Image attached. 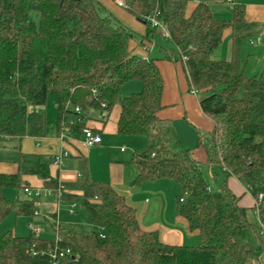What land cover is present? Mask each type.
<instances>
[{
  "label": "trees",
  "instance_id": "trees-1",
  "mask_svg": "<svg viewBox=\"0 0 264 264\" xmlns=\"http://www.w3.org/2000/svg\"><path fill=\"white\" fill-rule=\"evenodd\" d=\"M116 1V0H115ZM125 10L158 35L147 20L159 12L174 46L166 59L180 63L189 89L204 97L200 109L213 129L200 133L198 146L209 166L223 174L220 191L212 192L199 171V162L182 147L170 120L161 119L164 82L156 60L130 50L132 33L115 21L98 0H0V150L16 143L17 172L0 173V223L12 212L32 216L33 200L8 201L3 190L31 188L24 177L42 181V189L57 191L62 183L51 176L53 158L24 154L26 137L44 138L45 106L56 94L57 115L74 121L69 136L78 139L91 112L108 114L119 105L117 133L142 136L147 146L129 164L137 169L135 186L169 179L181 187L177 215L199 232L196 246H169L157 232L143 231L136 211L110 184L92 182L88 160L80 157L78 182L62 185L65 201L81 200L96 231L56 225V239L0 237V264H52L42 253L69 249L65 264H254L264 257V81L248 77L240 60L242 43L257 36L260 26L249 23L245 6L231 4L229 20L215 16L214 0H203L187 15L193 0H119ZM31 11L39 23L30 20ZM231 31V58L213 54ZM162 39V38H161ZM164 40V39H163ZM150 41V42H151ZM139 81L140 93L129 97L121 89ZM191 90V91H192ZM190 91V93H191ZM106 104V108H102ZM76 106L82 112L77 114ZM60 131L62 127L60 126ZM235 178L258 202L259 223L251 225L241 198L229 188ZM258 241L255 248L247 237ZM101 236H104L102 238ZM34 250L37 256H32Z\"/></svg>",
  "mask_w": 264,
  "mask_h": 264
},
{
  "label": "rangeland",
  "instance_id": "rangeland-1",
  "mask_svg": "<svg viewBox=\"0 0 264 264\" xmlns=\"http://www.w3.org/2000/svg\"><path fill=\"white\" fill-rule=\"evenodd\" d=\"M203 0H193L192 3L188 6H194L196 3H200ZM110 6H114V12L108 10L106 11L108 14L118 23L126 27L133 35L132 43L136 44L142 41V38L147 40L148 42L151 41L150 35L149 38H146V34L148 32V28L142 22H139L136 18L130 15L125 9H119L114 5L113 2L109 3ZM215 6H223L220 11V19L222 20H229L231 18V5L226 2V0H214ZM29 18L34 23H39V15L35 11H31ZM227 32L230 30H226ZM156 35H158L156 39L155 46L152 49V54L150 59L158 61V65L163 63V70H160L161 76L164 82V92H163V99L162 105L163 110L161 111V115L166 116L168 118H164L170 120L174 127L177 135L180 138L182 147L185 150H189L194 157L196 155H202L203 151L199 148L198 144V135L204 128L211 127L209 132L212 131V121L205 116L202 115L200 111L199 103L197 102L198 99H202L204 96L199 95L198 99L194 98L189 91L186 75L181 67V64L175 65L176 69L180 72L179 76V84L177 82L175 74L173 75L175 78V82L170 84V80L168 78L169 72L166 71V68L170 65H166V53L174 52V46L161 39L160 33L157 31ZM231 39V38H230ZM230 39L229 42L225 39V32L223 36V41L219 48L214 53V58L218 59L220 57L227 58L230 56ZM251 39L245 40L242 43L241 53H240V60L244 69V73L246 76L250 77H257L264 81V49H259L260 44L254 47L251 45ZM152 42V41H151ZM223 55V56H222ZM164 74V75H163ZM187 84V86H186ZM180 87L184 91L183 94H187L190 96L186 104H188L189 109L187 110V118L180 114V108L176 104L177 93L179 94ZM187 87V89H186ZM142 91V85L139 81L133 80L127 82L123 88L121 89V95L124 97H129L133 94L140 93ZM57 102L58 98L56 94H49L46 100V104L42 107L41 112L45 114L46 119V134L45 137L48 138H56L59 136L60 133V126L59 120L57 115ZM187 107V105H186ZM119 112V105L115 104L112 110L104 115H107V123L104 133H110L114 130V122ZM173 114H176L174 118L171 119ZM170 117V118H169ZM195 117L197 119V125L192 123L191 120ZM91 117H88V119ZM87 119V120H88ZM204 131L205 133H209ZM103 138H105V134ZM116 136V134H115ZM122 138H130L124 139L121 142L117 140L118 137L112 136V140L109 141V145H106V149L108 151L114 152L115 149H127L128 155L133 157V153H142L146 146L147 141L146 138L142 136H121ZM117 144H119L117 146ZM15 145L10 144L7 149L0 150V162H4L6 165L11 166L14 163H17L18 160V152L14 149ZM78 144L73 147H77ZM90 152V150H89ZM95 152V150H93ZM109 152H107L106 156L101 157L98 156L92 160L93 164H96L95 168H98V173L101 175H107L108 167L110 166L108 162ZM204 154V153H203ZM130 157V159H131ZM86 158L89 161V155H86ZM199 162V171L204 182L207 184L208 188L212 192H218L221 189L222 182H223V174L221 170L217 166H209L206 161L198 160ZM90 180L93 181L90 177ZM97 183V182H96ZM154 184V183H152ZM152 186V185H150ZM30 187V186H29ZM158 189H160L158 187ZM164 191L165 198L171 199L174 206L176 205L175 197L179 195L181 192L180 189L177 190L176 193H173V189L171 187L162 188L160 189ZM3 194L8 201H14L16 199L20 200H33L34 201V213L32 216H17L15 212L10 213L1 223H0V237L4 236L5 234L12 232L17 237H30L31 229L37 230L39 232V237L48 240H55L56 239V231L55 226L60 225L62 227L70 228L75 227L77 229L83 228L86 231H96L98 230L96 226H94L88 217L87 210L83 207L81 200L76 201H64L58 208L56 207V202L51 198H29L24 191L17 190L15 188H6L3 190ZM75 203L76 208L73 209L74 214L70 213L71 205ZM173 206V207H174ZM37 213V214H35ZM54 213V218H49V214ZM247 220L248 222L253 225L257 226L259 223L258 218V210L254 208H247ZM53 225V226H51ZM32 226V228L30 227ZM247 237L250 242L253 244L255 248H258V241L255 239L254 235L251 232H247ZM57 247V246H56ZM54 247V248H56ZM58 248V247H57ZM59 249V248H58ZM264 255V254H263ZM260 264H264V257L259 260Z\"/></svg>",
  "mask_w": 264,
  "mask_h": 264
},
{
  "label": "crops",
  "instance_id": "crops-1",
  "mask_svg": "<svg viewBox=\"0 0 264 264\" xmlns=\"http://www.w3.org/2000/svg\"><path fill=\"white\" fill-rule=\"evenodd\" d=\"M98 1L103 7L114 12V6L113 5L110 6L109 3L113 2L114 5H116L115 0H98ZM233 2H235L236 4L244 5L246 20L249 23H257L260 26L257 36L251 39L252 40L251 45L256 47L257 45L260 44L259 49H264V0H233ZM196 5L197 3L194 6H191L187 9V15H190L192 13ZM116 7L118 6L116 5ZM222 7L223 6H215L214 4L212 6V10L215 16H217L218 18H220L219 15L220 11L218 10L221 9ZM216 8H218V10ZM119 9H123V8H119ZM152 35H150V37ZM230 38H231V31L230 32L225 31V39L229 42ZM156 39L157 36L152 41L156 43ZM148 43L149 42L143 38L142 41L137 43V45L132 43L131 41L130 50L133 52V54H136L144 58L146 54L142 51V47L143 45ZM151 54L152 52L150 53V55H148V59L150 58ZM171 54L172 53H170L169 55ZM214 57L215 56L213 54V59L217 61L229 60L231 58V39H230V56L227 57L226 59L222 57L215 59ZM156 62L158 65V61ZM167 64L170 65L169 69L168 67L166 68V71L169 72L170 74L168 75L170 84H173V82H175V78L173 76L174 74L179 84L180 72L175 67V65L177 64L174 63L173 61H169L168 59H166V65ZM158 67L161 70H163V63H160ZM253 78H257V77H253ZM178 90H179V94L177 93L176 104L180 108L179 109L180 114L185 118H187V114H188L187 110L189 109V107L188 104H186V102L188 101V99H190L189 98L190 96H188L187 94H183L185 90L183 91L181 87L180 89L178 88ZM191 95L194 98L198 99L199 95L197 96H194L193 94ZM199 100L200 99L197 100L198 103ZM119 113L120 110L114 122V126H113L114 130L110 133H104L107 123V115L106 114L104 115V112L96 111V112H91L89 114V117L91 118L85 121V126L87 129H91L96 133L100 134L102 138V144L100 146L93 148H85L81 143L83 138V132L78 139L70 137L68 134V138L62 140L61 139L62 131H60L59 136L56 138L26 137L22 140L20 144V150L24 154L46 156V157H51L53 159L61 152L64 151L68 152L69 156L64 160L63 166L60 167L54 165L53 163L50 167L51 176L54 178H58L59 182H61L62 185H69L78 182V180L82 176L79 170L80 160H81L80 157H86V155L88 154L89 178L91 177V179L93 181H96L97 183L110 184V186L120 196H122L125 199L126 203L130 207L135 209L138 223L143 231L157 232L160 241L169 246L198 245L200 241L199 232L191 231L189 229L187 222L182 217L177 215V198L180 194L175 197L176 205L174 206V204L172 203V197L171 199L165 198L164 191L160 190L162 188H167L169 186L171 187V189H173V193H176L178 189L181 190V187L177 183L169 179L146 182L142 185L135 186L134 181L137 177V169L135 168V166L129 164L132 157L130 156L131 154L130 155L127 154L128 150L121 148V149H115L114 152L112 151L109 152L108 149H106V145H109V141L112 140V136L118 137L117 140H119V142L121 143L124 139H130V138H122L121 135L117 133L116 124ZM159 116L161 119L168 118L166 116L161 115V113L159 114ZM175 116L176 114H173L171 119L179 118V116L178 117ZM58 120H59V126H61V118L58 117ZM191 122L197 125V119L195 117H193ZM210 129L211 127L207 126L200 133L204 134V131L209 132ZM103 133L105 134V138H103L102 135ZM77 144L78 146L76 148L73 147V145L76 146ZM12 145L17 146L18 144L13 143ZM118 145L119 144H117V146ZM15 150L18 152V157H19V151L17 149ZM93 150H95V152H93ZM107 152H109L108 162L110 166L107 168L108 169L107 175L104 176L98 173L99 172L98 168L97 167L95 168L96 164H93L92 160L94 161V158L98 156L101 157L106 156ZM203 153L200 156L196 155L195 159L197 161L198 160L206 161V155L205 153L204 154ZM16 172H17V164L14 163L13 165L8 166L4 162H0V173L15 174ZM24 180L32 189L42 188V181L37 177L27 176L24 177ZM228 185L229 188L232 190V192L236 196L241 198L240 205L242 207L246 209L255 207L256 201L253 199L250 191L245 186H243L235 178H230L228 180ZM158 187L160 189H158ZM56 207L58 208L57 205ZM49 215H50L49 218L52 217L55 219L54 213H50Z\"/></svg>",
  "mask_w": 264,
  "mask_h": 264
},
{
  "label": "built area",
  "instance_id": "built-area-1",
  "mask_svg": "<svg viewBox=\"0 0 264 264\" xmlns=\"http://www.w3.org/2000/svg\"><path fill=\"white\" fill-rule=\"evenodd\" d=\"M227 3L229 4H233V0H226ZM116 5L119 8H123L125 9V4L122 1L116 0L115 1ZM150 27L153 30H156L160 33V37L164 40H170L171 36L170 33L167 29V27L161 22L160 18H159V12H156L153 16H150L147 18ZM155 46V42H149L148 44L143 45L142 47V51L146 54V56L143 58L145 60H148V55H150L153 47ZM191 94H193L194 96L198 95V92L196 90H192ZM107 105L106 104H102V108H106ZM75 112L77 114H80V112H82L81 107L76 106L74 108ZM75 124L74 121H69L68 123H66L62 118H61V127H62V136L61 139L64 140L66 138H68V134H69V129L71 126H73ZM82 145L85 148H93V147H97L100 146L102 144V138L100 136V134L96 133L95 131L91 130V129H84L83 131V138L81 141ZM69 156L68 152L64 151L61 152L59 155H57L54 158V165L57 166H63L64 165V160ZM24 193L29 197V198H51L56 202V205L59 207L64 201V197L63 194L66 191L65 187L61 185V187L57 190V191H53L51 189H32V188H24L23 189ZM263 199L262 194L259 195L258 197V202H256V206L259 205V202ZM76 208V204L73 203L71 205V210L70 213L74 214L73 209ZM37 214V213H35ZM32 228V226H30ZM31 233L33 235H35V237H39V232L37 230L31 229ZM102 238H104V236H101ZM32 256H37L38 253L35 252L34 250L30 251ZM42 255H47L51 258L52 260V264H65V262L67 261V259H69V257L71 256V251L69 249H58L56 248H52L49 249L47 252L42 253ZM254 264H260L259 262H255Z\"/></svg>",
  "mask_w": 264,
  "mask_h": 264
}]
</instances>
